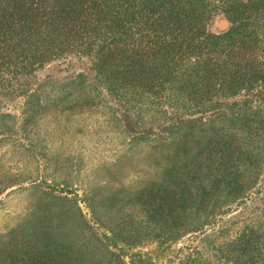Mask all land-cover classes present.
Returning <instances> with one entry per match:
<instances>
[{"label":"trees","instance_id":"16d2710c","mask_svg":"<svg viewBox=\"0 0 264 264\" xmlns=\"http://www.w3.org/2000/svg\"><path fill=\"white\" fill-rule=\"evenodd\" d=\"M200 9L203 13L195 15ZM218 9L235 24L223 35L206 28L207 16ZM244 13V7L228 0H0V100L19 99L26 114L35 104L24 119L28 126L38 110H86L107 99L115 119L118 112L134 127L131 141L166 142L182 126L194 127L201 115L219 109L224 104L220 97L237 99L264 88L259 36L264 13ZM52 64L63 76L39 80L37 73ZM49 84L55 89L46 94ZM218 118L206 125L213 134L206 147L198 141L195 151L182 157V176L167 172L171 188L154 190L158 203L174 212L170 229L188 222L190 214L194 219L211 201L208 214L228 205L254 184L247 186L244 179L264 168V154L233 147L237 139L215 125ZM220 118L237 124L248 142L264 138V107ZM6 180L0 181V191L9 188ZM157 221L159 237L171 235L164 220ZM13 249L9 240L0 244V264L54 262L48 255L38 259ZM216 251L220 264H264V228L245 226ZM178 264L218 263L194 252Z\"/></svg>","mask_w":264,"mask_h":264},{"label":"rangeland","instance_id":"374dc122","mask_svg":"<svg viewBox=\"0 0 264 264\" xmlns=\"http://www.w3.org/2000/svg\"><path fill=\"white\" fill-rule=\"evenodd\" d=\"M228 1L244 7V16L264 13V0ZM201 13L200 9L195 15ZM207 17L206 28L215 35L235 26L220 9ZM221 21L227 27L220 31ZM260 32L264 41V27ZM37 75L41 80L61 78L63 73L52 64ZM53 84L47 85L46 94L54 91ZM241 95L220 97L224 104L219 109L201 115L194 127L182 126L166 142L146 137L131 141L134 127L126 125L118 112L115 119L105 106L107 99L86 110H38L28 126L24 119L35 104L26 114L19 99L7 104L0 100L5 112L0 115V181L7 179L9 184L0 191V244L9 240L16 252L25 250V256L30 253L38 259L48 255L53 264H178L194 252L220 264L216 247L236 239L245 226L264 228V168L258 176L244 179L247 186L254 184L237 199L208 214L211 201L194 219L190 214L188 222H177L175 229L168 226L174 212L158 203L154 190L171 188L167 172L182 176V157L193 153L198 141H203L202 149L206 147L213 137L206 125L218 115L215 125L237 139L233 147L264 154V138L258 144L248 142L237 124L220 118L251 106L264 107L261 86ZM157 217L171 235L159 237Z\"/></svg>","mask_w":264,"mask_h":264},{"label":"water","instance_id":"95a60500","mask_svg":"<svg viewBox=\"0 0 264 264\" xmlns=\"http://www.w3.org/2000/svg\"><path fill=\"white\" fill-rule=\"evenodd\" d=\"M227 27V22L226 21H221L218 23L217 28L221 30H224Z\"/></svg>","mask_w":264,"mask_h":264}]
</instances>
